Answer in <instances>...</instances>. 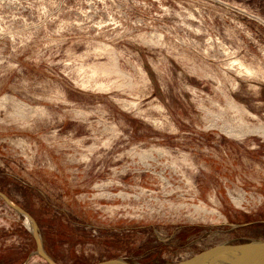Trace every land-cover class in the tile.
Returning a JSON list of instances; mask_svg holds the SVG:
<instances>
[{"label":"rangeland","instance_id":"rangeland-1","mask_svg":"<svg viewBox=\"0 0 264 264\" xmlns=\"http://www.w3.org/2000/svg\"><path fill=\"white\" fill-rule=\"evenodd\" d=\"M176 264L264 241V0H0V264Z\"/></svg>","mask_w":264,"mask_h":264},{"label":"water","instance_id":"water-1","mask_svg":"<svg viewBox=\"0 0 264 264\" xmlns=\"http://www.w3.org/2000/svg\"><path fill=\"white\" fill-rule=\"evenodd\" d=\"M4 198V197H3ZM4 200L8 202L5 198ZM8 204L16 211L23 215L25 221L27 219L32 224V235L38 243V252L41 257L48 263L53 264L51 260L43 253L37 229L31 218L19 208ZM264 264V241H250L247 243L230 245L222 244L203 251L187 260L178 262L176 264ZM94 264H128L119 259L107 260Z\"/></svg>","mask_w":264,"mask_h":264},{"label":"bare ground","instance_id":"bare-ground-1","mask_svg":"<svg viewBox=\"0 0 264 264\" xmlns=\"http://www.w3.org/2000/svg\"><path fill=\"white\" fill-rule=\"evenodd\" d=\"M28 228L32 231L33 230V227H32V224L29 222V220L27 219V224ZM211 264V263H210Z\"/></svg>","mask_w":264,"mask_h":264}]
</instances>
